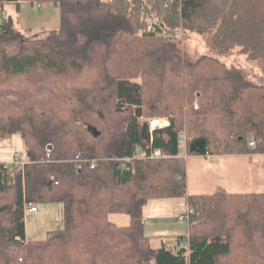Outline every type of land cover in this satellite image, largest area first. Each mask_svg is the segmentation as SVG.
<instances>
[{
    "label": "trees",
    "instance_id": "16d2710c",
    "mask_svg": "<svg viewBox=\"0 0 264 264\" xmlns=\"http://www.w3.org/2000/svg\"><path fill=\"white\" fill-rule=\"evenodd\" d=\"M27 1L56 2L60 22L33 36L0 25V138L18 133L25 160L0 162V264H264V189L186 193L180 154V134L191 154L200 137L207 154H264V81L220 58L264 65V0ZM192 35L208 50L192 55ZM164 116L148 140L141 119ZM179 196L187 233L153 247L143 206ZM49 201L62 228L25 240V204Z\"/></svg>",
    "mask_w": 264,
    "mask_h": 264
},
{
    "label": "rangeland",
    "instance_id": "374dc122",
    "mask_svg": "<svg viewBox=\"0 0 264 264\" xmlns=\"http://www.w3.org/2000/svg\"><path fill=\"white\" fill-rule=\"evenodd\" d=\"M5 20H10L12 26L26 36L40 35L43 30L55 29L59 26L60 10L54 1L4 0L0 2V25ZM185 45L192 55L208 50L205 40L199 35L188 37ZM220 58L227 65L240 67L246 78L264 81V65L248 59L238 49L234 48L223 53ZM158 118L161 117H154V119ZM166 118L170 120V117ZM141 120L142 130L146 134L150 130L148 119ZM184 148L181 139L180 153H184ZM15 154L24 160L23 140L18 133L6 134L0 138V162H5L9 166L13 163ZM206 157L210 158V156ZM16 165L20 164L12 166ZM11 167L8 168L11 169ZM262 189L264 188L255 187L249 191H261ZM34 205L37 208L35 211L25 210L24 212L25 240L45 239L62 228L64 216L62 202L49 201L34 203ZM186 207V200L183 196L147 200L142 208L144 233L150 237L153 247L159 246L162 242L173 250L178 247L177 238L187 233L188 222L178 220L177 216L185 213ZM108 217L119 225L128 224L130 219V216L124 212H111Z\"/></svg>",
    "mask_w": 264,
    "mask_h": 264
},
{
    "label": "crops",
    "instance_id": "0c3cea01",
    "mask_svg": "<svg viewBox=\"0 0 264 264\" xmlns=\"http://www.w3.org/2000/svg\"><path fill=\"white\" fill-rule=\"evenodd\" d=\"M180 154L186 165V193H205L218 187L232 192L264 188V154L224 153L207 158L187 153L185 148Z\"/></svg>",
    "mask_w": 264,
    "mask_h": 264
},
{
    "label": "built area",
    "instance_id": "2783aa9c",
    "mask_svg": "<svg viewBox=\"0 0 264 264\" xmlns=\"http://www.w3.org/2000/svg\"><path fill=\"white\" fill-rule=\"evenodd\" d=\"M194 106L196 107L197 103H195ZM169 122H170L169 118H166V117H161V118H158V119L151 118V119L148 120V125H149V129L152 130V129L156 128V127L164 126V125L168 124ZM180 139L183 140V145L185 146L183 134H180ZM253 144H254L253 140L249 141V145H253ZM150 155L151 156H160L161 155V151L158 148H154V149L151 150ZM202 155L212 156V154H207V153L202 154ZM24 162L25 161L21 160L20 156L18 154H15L13 163L10 164L8 167H11L14 164H23ZM90 165L91 166L94 165V159L90 160ZM36 209H37L36 206L32 202H27L25 204V210L35 211ZM190 211H191V209L189 207H187L186 212L178 215L177 219L178 220H186L188 222V218H189L188 216H189ZM183 242L186 243L187 240L184 239Z\"/></svg>",
    "mask_w": 264,
    "mask_h": 264
},
{
    "label": "water",
    "instance_id": "95a60500",
    "mask_svg": "<svg viewBox=\"0 0 264 264\" xmlns=\"http://www.w3.org/2000/svg\"><path fill=\"white\" fill-rule=\"evenodd\" d=\"M56 4V2H55ZM135 115L137 117H141L142 115V109L140 106H138L136 109H135ZM90 130L92 131V133L94 135H96L98 133V131L94 128V127H89ZM146 137L148 138V140L150 139V135H149V131L146 132ZM50 145H47V149H50ZM188 149L189 151H194L198 154H205L206 153V149H207V142L204 138L200 137V138H195L193 140H191L189 142V145H188Z\"/></svg>",
    "mask_w": 264,
    "mask_h": 264
}]
</instances>
